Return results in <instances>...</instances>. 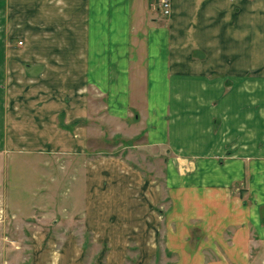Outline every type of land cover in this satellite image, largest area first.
Masks as SVG:
<instances>
[{"label": "crops", "instance_id": "obj_1", "mask_svg": "<svg viewBox=\"0 0 264 264\" xmlns=\"http://www.w3.org/2000/svg\"><path fill=\"white\" fill-rule=\"evenodd\" d=\"M152 1L0 0V133L53 147L57 119L90 117L95 96L109 119L132 113L171 167L193 159L191 191L236 215L227 186L264 165V0H168L167 15Z\"/></svg>", "mask_w": 264, "mask_h": 264}, {"label": "rangeland", "instance_id": "obj_2", "mask_svg": "<svg viewBox=\"0 0 264 264\" xmlns=\"http://www.w3.org/2000/svg\"><path fill=\"white\" fill-rule=\"evenodd\" d=\"M89 98L90 117L57 119L53 147L0 133V264H264L263 164L227 186L242 206L221 213V202L191 191L193 159L171 167L166 149L144 143L132 113L109 119ZM17 121L20 130L26 120Z\"/></svg>", "mask_w": 264, "mask_h": 264}, {"label": "built area", "instance_id": "obj_3", "mask_svg": "<svg viewBox=\"0 0 264 264\" xmlns=\"http://www.w3.org/2000/svg\"><path fill=\"white\" fill-rule=\"evenodd\" d=\"M157 5L162 15H167L169 13V1L168 0H158ZM18 44L21 45L22 42L18 41Z\"/></svg>", "mask_w": 264, "mask_h": 264}]
</instances>
